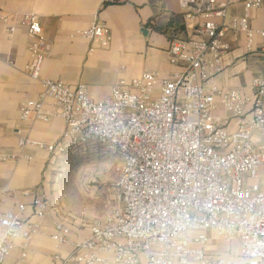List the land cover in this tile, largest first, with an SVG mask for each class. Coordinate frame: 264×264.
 Returning <instances> with one entry per match:
<instances>
[{"label":"built area","instance_id":"2783aa9c","mask_svg":"<svg viewBox=\"0 0 264 264\" xmlns=\"http://www.w3.org/2000/svg\"><path fill=\"white\" fill-rule=\"evenodd\" d=\"M177 1L192 33L170 41L168 63L181 71L172 79L144 73L129 83L120 80L100 101L85 84L73 88L42 78L50 45L39 17L17 15L30 41L24 70L40 92L20 104L15 131L20 151L2 160L32 161L28 149L68 160L98 150L121 160L114 170L115 208L103 223L90 226L89 239L72 243L71 254L54 255L56 264H264V73L254 78L251 95L218 84L228 31L244 34L249 51L260 38L264 64V29L250 25V12L264 8V0ZM240 3L244 14L228 20L229 6ZM109 36V28L95 19L71 38L95 44ZM53 117L64 121L59 140H32L29 122ZM49 214L42 195L0 213V264L16 250L20 259L27 258ZM52 229L55 243H71L72 226L64 213ZM209 232L226 242L237 237L239 256H209Z\"/></svg>","mask_w":264,"mask_h":264},{"label":"crops","instance_id":"0c3cea01","mask_svg":"<svg viewBox=\"0 0 264 264\" xmlns=\"http://www.w3.org/2000/svg\"><path fill=\"white\" fill-rule=\"evenodd\" d=\"M120 1L104 5V0H0V213L18 204H31L35 195L44 196L50 205L49 216L41 221L44 234L32 241L27 258L20 259L16 250L5 264H56L54 255L71 254L72 243L89 239L90 226L103 223L108 216L107 211H101L100 205L92 202L88 207L77 201L69 203L70 206L65 204L63 197L52 189L49 170L53 158L47 152L28 149L32 161L2 160L20 151L15 133L19 127L20 104L36 99L40 92V87L24 70L31 59L30 41L27 28L19 25L17 15L32 12L39 17L43 36L50 45L42 78L61 81L73 88L85 84L92 98L100 101L110 96L120 80L129 83L144 73H157L161 80L174 78L181 69L168 63L170 41L192 36L177 0ZM243 14L241 3L231 5L227 19ZM2 17L8 20L2 21ZM95 19L109 28V39L101 38L93 44L79 37L71 38L78 30L89 28ZM12 25L15 32L11 34ZM250 25L264 29V8L250 12ZM223 42L227 50L219 86L251 95L254 78L264 73L262 40L257 38L253 51H249L244 34L228 31ZM91 48L94 50L90 53ZM63 130L64 121L59 117L48 122L32 119L27 134L34 141L51 143L59 140ZM60 212L72 226L71 243L57 244L50 239L53 222ZM32 221L39 220L32 218ZM218 239L222 238L209 232L205 247L209 256L223 259L239 256V245L235 247L234 240L225 243Z\"/></svg>","mask_w":264,"mask_h":264},{"label":"rangeland","instance_id":"374dc122","mask_svg":"<svg viewBox=\"0 0 264 264\" xmlns=\"http://www.w3.org/2000/svg\"><path fill=\"white\" fill-rule=\"evenodd\" d=\"M120 165L119 158L103 157L98 150H88L84 155L72 156L69 160L53 159L49 170L52 189L63 197L66 205L77 201L83 203V207H88L87 204L92 202L99 204L101 211H107L109 214L116 206L114 170ZM218 240L225 242L222 239ZM234 241L235 247L238 245L240 247L237 237Z\"/></svg>","mask_w":264,"mask_h":264}]
</instances>
